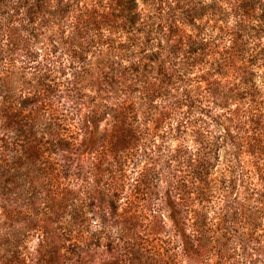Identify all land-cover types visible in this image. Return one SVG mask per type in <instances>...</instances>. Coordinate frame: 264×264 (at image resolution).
I'll use <instances>...</instances> for the list:
<instances>
[{"label":"rangeland","instance_id":"1","mask_svg":"<svg viewBox=\"0 0 264 264\" xmlns=\"http://www.w3.org/2000/svg\"><path fill=\"white\" fill-rule=\"evenodd\" d=\"M125 1L0 0V264H264V0Z\"/></svg>","mask_w":264,"mask_h":264},{"label":"trees","instance_id":"2","mask_svg":"<svg viewBox=\"0 0 264 264\" xmlns=\"http://www.w3.org/2000/svg\"><path fill=\"white\" fill-rule=\"evenodd\" d=\"M246 2L249 3V5H250L253 2V0H246ZM135 5L137 7L136 0H126L125 1V8H126L127 12L129 13V14L128 13L127 14H128V17L130 18L129 19V22L132 23V24H135L136 23V18L138 17L137 12L135 13V11H134ZM240 25L241 26H244L245 25V22L242 21ZM244 93L251 95V97L257 95L255 93V91L253 89H250V88H247V90L244 91ZM164 229H165L164 228V224L162 222H159L158 220H155L152 223L151 231H152V234L156 238L155 240H158L159 242H161L163 244H165L166 241L163 238H157V237H159L160 235H162V232H164Z\"/></svg>","mask_w":264,"mask_h":264}]
</instances>
